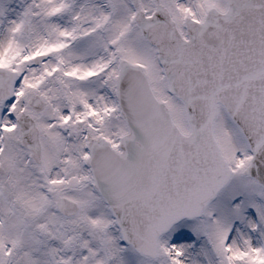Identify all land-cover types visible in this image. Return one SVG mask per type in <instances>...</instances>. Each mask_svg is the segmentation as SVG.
<instances>
[{
    "label": "snow or ice",
    "instance_id": "snow-or-ice-1",
    "mask_svg": "<svg viewBox=\"0 0 264 264\" xmlns=\"http://www.w3.org/2000/svg\"><path fill=\"white\" fill-rule=\"evenodd\" d=\"M0 264H264V0H0Z\"/></svg>",
    "mask_w": 264,
    "mask_h": 264
}]
</instances>
